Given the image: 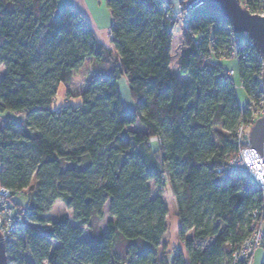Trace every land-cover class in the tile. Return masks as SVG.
<instances>
[{
  "label": "trees",
  "instance_id": "obj_1",
  "mask_svg": "<svg viewBox=\"0 0 264 264\" xmlns=\"http://www.w3.org/2000/svg\"><path fill=\"white\" fill-rule=\"evenodd\" d=\"M239 1L253 13L264 4ZM105 4L111 47L57 0H0V113L12 115L0 124V187L24 221L5 242L6 262L230 264L235 246L264 220L247 178L220 170L248 144L236 128L246 121V95L259 86L260 58L249 48L243 56L240 46L232 55L227 20L197 5L182 26L174 74L179 24L163 1ZM226 59L236 63L233 76ZM122 78L132 108L121 99ZM60 84L67 100L80 102L53 107ZM166 186L182 248L164 241ZM57 199L70 216H46Z\"/></svg>",
  "mask_w": 264,
  "mask_h": 264
},
{
  "label": "built area",
  "instance_id": "obj_2",
  "mask_svg": "<svg viewBox=\"0 0 264 264\" xmlns=\"http://www.w3.org/2000/svg\"><path fill=\"white\" fill-rule=\"evenodd\" d=\"M162 1L163 7L166 10V16L177 21L181 26H184L190 17L191 11V7H188L185 3L187 0L179 1L177 4H173L168 0ZM254 13L264 15V4L259 12ZM235 34V37H233L235 45L230 47V53L232 55H234L237 46H240L243 50V56L246 55L247 51L245 49L247 48L250 51L256 52L253 42L247 33L241 32ZM224 72L229 76L235 74V70L230 67H225ZM236 87L242 88L239 82L236 84ZM254 92L253 96L246 95V101L243 105L247 109L246 121L239 123L236 128V135L241 143L248 140V132L251 124L264 113V83L261 80V76L259 77V86ZM220 170L223 175H241L247 178L248 182L256 191L257 198L261 200L256 211L262 216L264 213V178L262 176L264 160L262 154L251 147L248 141V144L242 145L233 155L227 158L226 164ZM9 197L10 191L0 187V234L4 242L9 239H15L16 228L24 225L22 217L15 211ZM261 222L259 221L256 225H253V232L238 246H235L230 264H249L256 248L261 247L264 250V230L261 228Z\"/></svg>",
  "mask_w": 264,
  "mask_h": 264
},
{
  "label": "water",
  "instance_id": "obj_3",
  "mask_svg": "<svg viewBox=\"0 0 264 264\" xmlns=\"http://www.w3.org/2000/svg\"><path fill=\"white\" fill-rule=\"evenodd\" d=\"M188 7L203 5L208 10L223 16L234 33L245 32L253 42L261 61V80L264 83V15L250 12L239 0H187ZM251 147L262 154L264 160V113L254 120L248 132ZM264 178V170L262 172ZM0 264H7L5 242L0 234Z\"/></svg>",
  "mask_w": 264,
  "mask_h": 264
},
{
  "label": "crops",
  "instance_id": "obj_4",
  "mask_svg": "<svg viewBox=\"0 0 264 264\" xmlns=\"http://www.w3.org/2000/svg\"><path fill=\"white\" fill-rule=\"evenodd\" d=\"M106 0H57V5L63 7L65 5L71 6L74 9L80 11L88 20L91 25L96 37L106 47H111L110 44V24L111 16L108 8L105 4ZM172 2L171 0H168ZM222 64L226 67H235L236 63L233 59H226L222 61ZM6 116H12L11 113L3 112L0 113V124L1 119ZM173 204V202H172ZM167 231L164 235V241L167 242L168 248H182L180 241L178 240L177 231V218L175 215V205L173 204V216L169 223L168 212L166 214ZM261 228L264 230V220L261 222ZM169 234L168 237H165ZM171 236V238H170ZM264 250L259 247L256 248L251 256V262L253 264H261L263 260Z\"/></svg>",
  "mask_w": 264,
  "mask_h": 264
},
{
  "label": "rangeland",
  "instance_id": "obj_5",
  "mask_svg": "<svg viewBox=\"0 0 264 264\" xmlns=\"http://www.w3.org/2000/svg\"><path fill=\"white\" fill-rule=\"evenodd\" d=\"M173 4H177L180 0H171ZM170 2V1H169ZM179 24V23H178ZM181 30H182V26L179 24V25H176L175 28H174V35H173V39H172V49H171V63H170V66H171V69H172V72L174 74H178L177 72V63H178V58H179V54L180 52L182 51V44H181ZM181 80L183 82H185V79L184 78H181ZM235 83H236V79H235ZM119 90H120V94H121V99L124 103V105L126 107H130L132 108V102L130 100V97H129V93H128V89H127V85H126V82L124 81V79H120L119 81ZM236 92H237V95H238V98H239V101L240 103H244V100H245V96H244V91L242 89H236ZM73 103V104H78L80 102V98L78 97H74V98H69L68 100L65 98L64 96V88H63V85L60 84L56 90V94L54 96V99L52 101V106L53 107H56V106H59V105H62V104H65V103ZM2 120V119H1ZM152 148H155V143L152 142L151 144ZM150 185L152 186L153 188V193H155V189H154V186L152 185V183L150 182ZM161 196L163 197L164 199V202L167 206V212H168V215H169V223L171 222V217L173 216V199H172V196H171V192H170V189L168 188V186L165 187V189L162 188V192H161ZM25 202V199L24 201ZM173 202V204H172ZM70 213H71V210L66 208L65 205L63 204V202L59 199L55 200L52 207L50 208V210L46 213V216L51 218V219H54L60 215H68L70 216ZM108 214H107V207L105 206L103 208V217L101 220H99L96 225L98 228L100 229H103L104 226H105V221L108 219ZM169 236V234H168ZM167 234L165 237H168ZM171 238V236H170ZM167 241V240H166ZM249 264H253L252 262H250Z\"/></svg>",
  "mask_w": 264,
  "mask_h": 264
}]
</instances>
